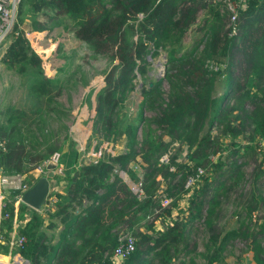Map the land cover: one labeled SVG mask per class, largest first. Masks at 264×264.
<instances>
[{
  "label": "trees",
  "instance_id": "trees-1",
  "mask_svg": "<svg viewBox=\"0 0 264 264\" xmlns=\"http://www.w3.org/2000/svg\"><path fill=\"white\" fill-rule=\"evenodd\" d=\"M27 12L28 29L48 30L61 24L92 53L116 60L94 95L90 132L95 139L110 142L122 135L125 146L122 152H106L74 167L77 153L69 145L68 152L60 155L67 165L63 175H53L62 191L47 194L45 213L18 203L17 231L25 240L15 249L28 264H112V249L123 232L136 239L122 264H152L156 259L168 264L173 256L190 252L186 240L196 222L206 237L202 250L191 251L204 264L221 261V251L233 239L246 241L254 264H264V211L256 228L250 223L253 209L264 204L263 188L239 190L241 199L235 196L229 201L236 225L214 228L229 192L246 182L243 166L261 153L253 140L264 138V0H246L244 8H235L236 18L231 21L224 0H20L0 62L20 74L30 69L35 102L31 101L26 115L29 121L23 119V110L4 112L0 174L33 169L60 148L67 135L57 139L58 132L47 124V119L63 114L49 107V85L61 88L60 79L43 74L40 57L20 28ZM37 14L46 19H38ZM187 32L190 41L184 43ZM160 52L164 53L163 72L154 76L149 73V58ZM137 84V122H122L118 114ZM145 110L149 115L143 114ZM238 136L241 140L234 141ZM173 142L177 146L168 162L158 163L157 156ZM136 157L142 184L139 197L114 171L115 167L125 170L130 179H137L127 167ZM197 167L203 170L199 175L203 182L187 194L184 182ZM263 175L264 153L251 167L254 183H261ZM17 192L9 190L1 208V213H8L0 218L2 240L12 227ZM161 196L170 199L167 205L161 206ZM181 198L186 206L175 221L154 229L153 219L170 214ZM6 251V243L0 242V252ZM188 259L193 263L192 256Z\"/></svg>",
  "mask_w": 264,
  "mask_h": 264
},
{
  "label": "rangeland",
  "instance_id": "rangeland-1",
  "mask_svg": "<svg viewBox=\"0 0 264 264\" xmlns=\"http://www.w3.org/2000/svg\"><path fill=\"white\" fill-rule=\"evenodd\" d=\"M220 6H222V4ZM25 15L26 17H24L20 23V28L23 30H27L29 28L28 24L31 21L29 12L25 13ZM37 17L43 21L46 19H43L41 14H37ZM198 18H200V22L201 17L198 16ZM67 31L61 27V24L53 25L46 33L44 32L45 35L43 34L41 39L36 41L41 47L47 46L49 55H44L42 52H39V48L37 46H34L33 48L37 53L39 52L38 55L41 60L43 74L45 76H49L50 78L57 76L60 79L59 83L61 88H53L51 87V84L49 85V95L52 100L49 107L53 105L54 108H56V111H63V114L59 119H47V122H49L47 124H49L52 129L56 130L55 132H58L57 139H61V136H63L65 132L67 135L65 134V141H61V147L53 151H57L60 155H63L68 152L66 149H68V146L70 145L71 149L76 151L77 158L79 153V162L88 163L92 162L93 159H96V157L92 154V151H94L95 148L101 144L105 143V145L108 146L107 149L109 151L105 149L104 153L108 151L109 153L114 154L125 150L122 135L118 137L117 140L110 142L106 140H97L90 132L91 118L93 116L94 95L104 83V72L109 69V66L112 63H115L116 60L111 61L109 57L104 54L92 53L91 49L84 42L72 38L70 33ZM5 34L0 38V55L2 54L4 46L9 39V35L5 36ZM189 41L190 36L187 32L184 35L183 42L188 43ZM36 42H33V44L36 45ZM51 48H54V50L51 51ZM149 60L151 65L149 73L154 76L161 75L162 71H160V68L164 61V53L160 52L157 55L150 57ZM225 63L226 61L223 60L221 64H219L223 68L226 65ZM29 70L30 69H26L24 73L20 74L0 62V112L3 111V114L8 110L12 113V109L23 110L25 112V116L30 112V103L31 101L35 102V98L33 97L34 95H32L35 91L31 88L30 81L33 79V74L29 72ZM138 86L139 84L135 85L134 90L125 99L124 105L118 114L119 119H121L122 122H137V117L135 116L136 105L137 101L140 99L138 95ZM163 86L165 87L166 84L163 83ZM44 102L45 101L42 103L41 101V105H43ZM21 107L23 108L20 109ZM43 107L45 109L47 105H43ZM149 113L150 112L145 110L143 114L147 116ZM3 114H0V118L5 117V114ZM24 120L28 121L27 119ZM60 124H63L62 130L60 128ZM64 126L67 127L66 131H64ZM137 137H139V130L137 131ZM239 139V136L233 138L234 141H239ZM229 140V138L224 140V143L226 142L228 146L230 145ZM253 142H255L261 149V153L257 152L256 155L257 157L255 161H258L260 156L264 153V138H260V141L255 139ZM240 143H243V141ZM176 146V142L170 144L168 148L170 154L174 152V148ZM230 148L229 152L233 149ZM62 149L65 150V152H62ZM183 153L184 148H182L178 154L179 159H182ZM229 155L231 154L229 153ZM68 156H73V153H69ZM237 159H239V156ZM137 160L138 158L130 160L127 167H130V169L132 168V170L134 169L133 171H135L138 167ZM255 161L250 158V161H247V165L243 166V177L246 178V182L244 185L242 182L240 185H237V187L235 186L234 189L229 192V200H225L226 204H223V207L221 206L223 209L220 212V218L217 220V224L214 225V228L221 227L222 230H226L236 225V218L231 212L233 206L229 201L235 196H237V200L241 199V197L237 195L239 190L248 191L250 187H253L254 185L257 186L259 190H262L261 188L264 189V175L261 183H254L251 177V167L254 165ZM114 171H116L119 176H122V173H120L119 169L116 167L114 168ZM212 174L213 172H211L209 176ZM122 178L125 180L123 176ZM202 182L203 181L199 179L197 181V186L201 185ZM5 190L9 191L10 188H5ZM204 204H202L201 210L204 209ZM259 204V206L254 208L251 213L250 223L255 228L257 227L255 224L259 222V219L264 211V204ZM185 206V201L183 199V202H180L178 205L171 208L170 214L153 219V228L162 230L164 225L168 224L170 220L175 221L176 214L179 215L182 210H184ZM148 219H150V216ZM189 231L190 232H188L189 234L186 240L188 245H186V247L187 249L190 247V252H187L188 250L184 251L185 255L183 257L173 256L168 264H204L201 257L191 250L194 248L195 250H202L203 241L206 237L205 229L202 228L201 224L196 222ZM251 254L252 251L250 246L248 244L246 245V241L233 239L227 243L221 251V261H212L211 264H254V261L251 259ZM188 256L193 257V263L189 261ZM152 264L160 263H158L156 259Z\"/></svg>",
  "mask_w": 264,
  "mask_h": 264
},
{
  "label": "built area",
  "instance_id": "built-area-1",
  "mask_svg": "<svg viewBox=\"0 0 264 264\" xmlns=\"http://www.w3.org/2000/svg\"><path fill=\"white\" fill-rule=\"evenodd\" d=\"M19 1L20 0H0V38H1V36H3L8 31L12 22L14 21L16 9H17ZM224 2L226 4V6L228 7V9L230 10L229 20L231 21V20L236 18L235 8H237V7L244 8L246 0H224ZM43 34H44V31L28 30V29L25 30L24 29V35L28 39L30 46L32 48L34 46H37L39 48V52H42V48H44V47H41L39 44H37L36 41L38 39H41L43 37ZM33 42H36V45H34ZM45 47H47V46H45ZM33 50L36 52V50L34 48H33ZM107 148H108V146L105 145V143L96 147L95 150L92 151V154L96 157V159H93V161L97 160L98 158H101L104 155L105 149H107ZM169 153H170L169 150H167L165 152H161L157 156L158 163L168 162L167 160H168ZM212 160H214V159H212ZM48 162L54 163V167L51 168L52 172L57 173V174L62 172V163L60 161V154L57 151H52L47 158H45L40 164L36 165L33 169L38 174L41 172H46L47 171L46 164ZM119 171H120V173H122V176L125 179L124 181L127 183L129 190L133 194H135L137 197L141 196L142 184H141V179L139 177L140 176L139 166L135 170V173L138 175V178L134 179V180H132L128 177L125 170L119 169ZM202 172H203L202 168L197 167L194 174L187 176V178L184 182V187L189 188V191L187 192V194L191 193L190 188H192L193 185H195V186L198 185L197 181L200 179L199 175ZM33 177H34V174L32 176H30V178H33ZM8 186L11 188H14V189H21L22 190V189L26 188L27 184L24 181L21 182V177L18 173L0 174V199L3 198V193L1 191V188H5ZM17 197H19V195H17ZM183 199L184 198H181L179 203L183 202ZM53 200H54V198L50 197V201H53ZM159 201H160L161 206H165L168 204L170 199L166 198L164 196H161ZM2 205H3V203L0 201V207ZM13 209L16 211V207H14ZM7 214L8 213L5 211V212L0 214V217H5V216H7ZM13 226H14V222H13ZM1 240L2 239L0 237V241ZM24 240H25V236L22 233L18 232L17 230H14V228H13L10 230L8 238L5 241H6V244L8 246V250H11L13 248H17V247L21 246L22 243L24 242ZM134 241H135V237L128 232H123L118 236L117 242H116V244L113 247L112 252H111L112 264H122L123 258L126 257L133 250ZM21 259L22 258H20V256H18L19 261H17V263L12 262V264H23L24 260L22 259L23 260L22 261Z\"/></svg>",
  "mask_w": 264,
  "mask_h": 264
},
{
  "label": "crops",
  "instance_id": "crops-1",
  "mask_svg": "<svg viewBox=\"0 0 264 264\" xmlns=\"http://www.w3.org/2000/svg\"><path fill=\"white\" fill-rule=\"evenodd\" d=\"M31 29V28H30ZM28 29V30H30ZM32 30V29H31ZM40 31H43V30H40ZM67 31V30H66ZM44 32L46 33L47 30H44ZM70 33V31H67ZM44 33V35H45ZM70 36L72 38H74L71 33H70ZM76 39V38H75ZM53 45V44H52ZM46 50V51H45ZM51 51L54 50V48H51L50 49ZM45 51V52H44ZM42 53L44 55H49V52H48V49L47 47H44L42 48ZM23 107H21L20 109H22ZM46 110V109H45ZM1 117V116H0ZM4 118H0V121L2 122ZM23 119H27L29 121L30 117H23ZM44 122L46 123V115H44ZM31 128H34L35 129V124L34 126L31 124L30 125ZM44 131H46V126L45 128L43 129ZM76 158H77V155H76ZM61 163H62V172L61 173H54L52 172L50 175L47 174L48 170L46 172H41V173H37L34 169H30L29 171H26V172H13V173H18L21 177V182H26L27 187H29L31 184H33V182H35L36 180H38L41 176H45L46 177V181H47V190H46V193L44 195V200L45 198L47 197V194L48 193H51L52 191L54 190H57V191H62V185H59L58 183L55 182V179H53V175H63V172L65 171V168L67 167V165L65 164L64 160L60 159ZM77 164H80L79 162V153H78V158L76 160V162L73 164V166L75 167ZM5 174H11V173H5ZM34 174V177L33 178H30V176H32ZM5 188H10V190H13L14 188H11V187H5ZM5 188H1V191L3 193V198L0 199V201L3 203V205L0 207V214H1V208L4 206V199H8L7 197V194L9 191L5 190ZM26 188L24 189H15V190H18V192L16 194H14L13 196V208L16 207V210H17V206H18V203L19 202H23L22 199H21V194H22V191L25 190ZM17 195H19V197H17ZM44 200H43V203H42V206L39 208V209H35V210H38L39 212L41 213H45V208H46V205L44 203ZM25 203V202H23ZM28 207H31L33 208L32 206H30L29 204L25 203ZM16 216V211L14 209H12V227L11 229L14 228V230H17V226L18 224L21 222L20 219H16L15 218ZM27 216V213H24V217ZM2 218V217H0ZM13 222H14V226H13ZM0 242H3V243H6L5 240H1ZM7 245V244H6ZM8 248V246H7ZM18 256H20V258H22L21 260L24 262L23 264H28V261L26 259H24L20 254L19 252L16 251L15 248L11 249V250H8L6 251L5 253L4 252H0V264H12L13 263H17L18 260Z\"/></svg>",
  "mask_w": 264,
  "mask_h": 264
},
{
  "label": "water",
  "instance_id": "water-1",
  "mask_svg": "<svg viewBox=\"0 0 264 264\" xmlns=\"http://www.w3.org/2000/svg\"><path fill=\"white\" fill-rule=\"evenodd\" d=\"M160 71L163 72V64ZM150 83V82H149ZM54 167V163L48 162L46 168L49 169L47 174H51V168ZM1 168V166H0ZM47 190V181L45 176H41L38 180L33 182L29 187L22 191L21 199L23 202L29 204L35 209H39L42 206L44 195Z\"/></svg>",
  "mask_w": 264,
  "mask_h": 264
}]
</instances>
